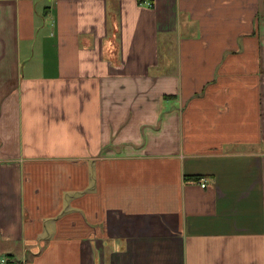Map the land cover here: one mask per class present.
<instances>
[{"label": "crops", "instance_id": "0c3cea01", "mask_svg": "<svg viewBox=\"0 0 264 264\" xmlns=\"http://www.w3.org/2000/svg\"><path fill=\"white\" fill-rule=\"evenodd\" d=\"M151 2L0 0V259L264 264V0Z\"/></svg>", "mask_w": 264, "mask_h": 264}, {"label": "built area", "instance_id": "2783aa9c", "mask_svg": "<svg viewBox=\"0 0 264 264\" xmlns=\"http://www.w3.org/2000/svg\"><path fill=\"white\" fill-rule=\"evenodd\" d=\"M141 3L149 6L153 5L151 0H141ZM201 185L205 187L206 183L202 182ZM0 264H14V263L10 259L3 257L0 259Z\"/></svg>", "mask_w": 264, "mask_h": 264}, {"label": "trees", "instance_id": "16d2710c", "mask_svg": "<svg viewBox=\"0 0 264 264\" xmlns=\"http://www.w3.org/2000/svg\"><path fill=\"white\" fill-rule=\"evenodd\" d=\"M187 178H191V179H198V178H200V176H198V175H193V176H189V177H187ZM9 259H11L12 260V255H9V256H7ZM15 264H16V262H15V260H12ZM18 264V263H17Z\"/></svg>", "mask_w": 264, "mask_h": 264}, {"label": "rangeland", "instance_id": "374dc122", "mask_svg": "<svg viewBox=\"0 0 264 264\" xmlns=\"http://www.w3.org/2000/svg\"><path fill=\"white\" fill-rule=\"evenodd\" d=\"M47 4H49V2H47V1H40V2H39V6H40V8H43V7L46 6Z\"/></svg>", "mask_w": 264, "mask_h": 264}]
</instances>
